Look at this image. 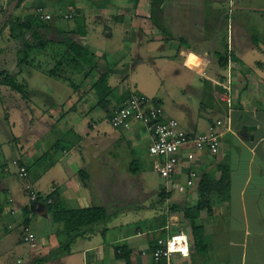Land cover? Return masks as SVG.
I'll return each instance as SVG.
<instances>
[{"label":"crops","instance_id":"1","mask_svg":"<svg viewBox=\"0 0 264 264\" xmlns=\"http://www.w3.org/2000/svg\"><path fill=\"white\" fill-rule=\"evenodd\" d=\"M11 1L0 0V23ZM257 1L262 3L254 10L263 19L264 0ZM39 6L53 14L49 37L66 31L103 67L114 68L113 91L108 105L98 107L93 75H71V86L48 76L40 63L23 66L18 82L30 92L23 99L29 112L25 131L8 132L14 155L5 159L2 150L0 159V264H127L120 257L124 252L132 264H165L154 260V249L171 237L178 244L171 264H264V43L256 45L248 35L263 29L233 20L224 42L220 21H214L223 9L200 8V0H25L12 14L26 21ZM71 11L75 17L66 19ZM56 42L49 47L54 52L60 49ZM17 52V42L0 43V67L8 53L17 64ZM28 68L59 81L62 96L55 86L39 88L32 73L24 77ZM132 92L157 101L190 133L222 121L219 148H183L173 177L163 178L146 127L110 122ZM222 165L230 169V196L213 197L212 214L200 212L195 223L203 229L206 251L198 252L193 223L182 210L197 205L203 179L216 180ZM20 166L28 170L25 181ZM192 169L197 176L189 184ZM81 171L88 174L87 184ZM27 184L40 200L30 199ZM54 204L64 210L103 207L108 217L67 233L63 222L53 220ZM26 221L36 236L34 247L22 239Z\"/></svg>","mask_w":264,"mask_h":264},{"label":"trees","instance_id":"2","mask_svg":"<svg viewBox=\"0 0 264 264\" xmlns=\"http://www.w3.org/2000/svg\"><path fill=\"white\" fill-rule=\"evenodd\" d=\"M24 1L19 0L16 9L20 8ZM9 12L10 10H7L3 15L4 20L0 23V32L2 35L7 31V40L17 42L18 44L17 68L13 73L0 69V88H9L11 91L19 94L22 99H29L30 92L25 85L18 82L17 76L22 72L23 66H35L37 61H40L37 57L38 53L44 56L48 53L49 56H46V58H50L52 63L47 65L48 67H52L43 68L40 62L43 72L48 76L64 80L71 86L75 85L74 80L70 77L71 75L80 73L85 74V76L93 75L95 80L92 87L98 97V107H106L108 105L109 97L113 91L109 83V77L115 72L113 67H103L99 57L93 51L73 41L66 31L58 32V35L63 39L58 42L60 46L59 51L54 52L55 49H49V47L55 45L57 42L49 39L48 35L51 34L49 22H44L34 15L24 21L16 14L9 15ZM252 41L256 45L261 43L257 37H252ZM224 57L222 53L219 54V61L222 66L225 61ZM259 65L263 66L264 64ZM80 173L82 180L87 184V172L81 171ZM229 174V167L222 165L219 167V177L216 180L204 178L199 187V201L197 205L192 208H183L182 210L183 218L191 219L193 223L195 248L198 252H205L206 245L204 243L203 229L195 221L202 210H206L208 214H212L213 197H218L222 200L229 198ZM40 199L39 197L38 200ZM50 199L51 196H48L46 201L48 202ZM52 203L51 199L50 204ZM50 212L55 222H63L65 224L67 233L92 226L104 221L108 217L106 209L97 206L80 210H64L57 204H54L50 206ZM25 226H29L28 221L25 222ZM158 248L159 245L157 243L154 251ZM120 257L124 258L127 264H132L129 252H124Z\"/></svg>","mask_w":264,"mask_h":264},{"label":"built area","instance_id":"3","mask_svg":"<svg viewBox=\"0 0 264 264\" xmlns=\"http://www.w3.org/2000/svg\"><path fill=\"white\" fill-rule=\"evenodd\" d=\"M33 15L38 19L49 22L53 19V14L46 8L39 6L35 9ZM66 19H73V11L64 15ZM132 121L142 123L152 136V143L149 147L150 154L162 159L160 174L165 179L173 177L176 167L180 162L179 152L185 147H193L196 151L209 150L215 152L220 146V134L218 127H225L222 121H217L210 125L204 133H190L186 131L180 122L173 118H168L161 104L139 92H132L126 102L116 108L110 122L114 127H129ZM192 158V157H190ZM18 176L25 181L29 177L26 167H18ZM197 176V171L192 169L190 172V181ZM26 188L32 201H37L40 197L31 184ZM11 202V199H10ZM51 202V201H50ZM13 214L16 212L13 210ZM23 242L34 247L36 245V236L30 226H24L22 231ZM175 238L167 240L160 239L159 248L154 251V260L160 262L166 259L165 264H171L174 252L171 249V242ZM187 247V242H185Z\"/></svg>","mask_w":264,"mask_h":264},{"label":"rangeland","instance_id":"4","mask_svg":"<svg viewBox=\"0 0 264 264\" xmlns=\"http://www.w3.org/2000/svg\"><path fill=\"white\" fill-rule=\"evenodd\" d=\"M242 5H246L243 8L241 7ZM248 5L246 2L242 0H200V8H206L209 6V4L213 5V7H219L222 10V14H219L218 17H214V21H217L219 23L220 21V26L221 29L223 30V35L221 36V39L225 42V39L227 38V32L229 28L232 27V22L233 20L239 21V19L242 20H247L248 22L251 23L252 27L254 29H263L264 31V18L258 17V13L255 12L256 5L259 6L258 4L262 3L261 1L257 0H248ZM251 4L254 5V7H250ZM210 7V6H209ZM251 10H254L251 12ZM230 11V12H229ZM237 14V16H235ZM221 15V17H220ZM211 18L207 17L204 18L203 23L206 24V21H210ZM225 21V22H224ZM229 22V23H228ZM227 25V26H226ZM229 25V27H228ZM206 28H203L205 31ZM231 31V30H230ZM249 37H257L259 39V42L264 43V32L258 33V32H253V34H248ZM218 37H220V34H218ZM51 40L54 42L57 40H60L61 37H54L50 36ZM5 40V36L2 34L0 36V43H3ZM119 43L118 38H114L113 41L110 42V45L113 47L117 46ZM192 54H196V52L192 51ZM8 58L5 61V65L3 67H0V69L8 70L10 71L9 73L15 72L17 68V64L14 63V58L7 54ZM46 55L49 56L48 53ZM41 61L43 68H47V64H51V60H48L45 56H42L39 58ZM43 61V62H42ZM37 63H40L37 61ZM37 65V64H36ZM50 68L52 66H49ZM48 67V68H49ZM32 73V82H35L36 85H38L39 88L43 89H48L52 88L55 86V90H57L60 95L62 96L63 92L61 91V88L63 87L59 81H55L53 79H50L46 75H42L39 73V71L33 70V69H26L24 71V77L26 74ZM18 81H22V76H18ZM57 86V87H56ZM65 89V88H64ZM12 94L10 91H8L5 87L0 88V159L4 156L5 159L11 158L14 155L12 148H15L14 143L9 141V134L8 132H13L18 136H21L22 133H24V124L26 122V115L25 113L29 114L27 111L28 108L25 107V102H23V99L20 97V95H17L12 97ZM38 97V96H37ZM34 97V101H37L39 98ZM43 99V98H42ZM34 119L36 118V114H33ZM11 122V123H10ZM12 126L9 131L8 124ZM2 150L4 151L3 156L1 155ZM18 151L15 150V153Z\"/></svg>","mask_w":264,"mask_h":264},{"label":"water","instance_id":"5","mask_svg":"<svg viewBox=\"0 0 264 264\" xmlns=\"http://www.w3.org/2000/svg\"><path fill=\"white\" fill-rule=\"evenodd\" d=\"M18 1H19V0H15V1H14V4L12 5V8H11V10H10V12H9V15H11V14L14 12V10H15L17 4H18Z\"/></svg>","mask_w":264,"mask_h":264},{"label":"bare ground","instance_id":"6","mask_svg":"<svg viewBox=\"0 0 264 264\" xmlns=\"http://www.w3.org/2000/svg\"><path fill=\"white\" fill-rule=\"evenodd\" d=\"M177 247H178V244L172 240V242H171V249L173 251H175Z\"/></svg>","mask_w":264,"mask_h":264}]
</instances>
